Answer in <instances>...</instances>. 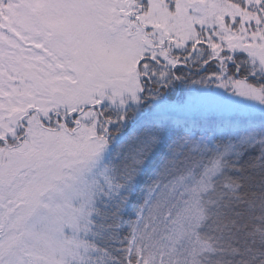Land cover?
Returning a JSON list of instances; mask_svg holds the SVG:
<instances>
[{"label": "snow or ice", "instance_id": "1", "mask_svg": "<svg viewBox=\"0 0 264 264\" xmlns=\"http://www.w3.org/2000/svg\"><path fill=\"white\" fill-rule=\"evenodd\" d=\"M0 264H264V0H0Z\"/></svg>", "mask_w": 264, "mask_h": 264}]
</instances>
